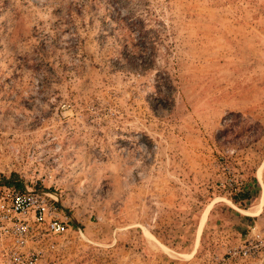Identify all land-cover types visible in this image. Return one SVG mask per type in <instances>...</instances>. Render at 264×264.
I'll list each match as a JSON object with an SVG mask.
<instances>
[{"label": "rangeland", "instance_id": "rangeland-1", "mask_svg": "<svg viewBox=\"0 0 264 264\" xmlns=\"http://www.w3.org/2000/svg\"><path fill=\"white\" fill-rule=\"evenodd\" d=\"M2 187L43 264H264V0H0Z\"/></svg>", "mask_w": 264, "mask_h": 264}, {"label": "built area", "instance_id": "built-area-1", "mask_svg": "<svg viewBox=\"0 0 264 264\" xmlns=\"http://www.w3.org/2000/svg\"><path fill=\"white\" fill-rule=\"evenodd\" d=\"M53 196L47 191L0 188L2 264H43L41 247H51L49 240L70 229Z\"/></svg>", "mask_w": 264, "mask_h": 264}, {"label": "trees", "instance_id": "trees-1", "mask_svg": "<svg viewBox=\"0 0 264 264\" xmlns=\"http://www.w3.org/2000/svg\"><path fill=\"white\" fill-rule=\"evenodd\" d=\"M7 184H13V180H6ZM247 199L246 193L240 190L236 194L231 195L228 200L234 205H240L244 200Z\"/></svg>", "mask_w": 264, "mask_h": 264}]
</instances>
